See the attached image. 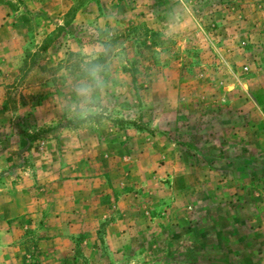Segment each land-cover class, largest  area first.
I'll return each mask as SVG.
<instances>
[{"label":"rangeland","instance_id":"1","mask_svg":"<svg viewBox=\"0 0 264 264\" xmlns=\"http://www.w3.org/2000/svg\"><path fill=\"white\" fill-rule=\"evenodd\" d=\"M111 112L69 109L83 27ZM0 264H264V0H0Z\"/></svg>","mask_w":264,"mask_h":264},{"label":"clouds","instance_id":"2","mask_svg":"<svg viewBox=\"0 0 264 264\" xmlns=\"http://www.w3.org/2000/svg\"><path fill=\"white\" fill-rule=\"evenodd\" d=\"M84 40L80 48L81 76L71 87L76 101L69 111L72 116L84 124L103 119L111 112V95L117 90L109 73L110 60L114 54L109 39L101 29L85 24Z\"/></svg>","mask_w":264,"mask_h":264},{"label":"crops","instance_id":"3","mask_svg":"<svg viewBox=\"0 0 264 264\" xmlns=\"http://www.w3.org/2000/svg\"><path fill=\"white\" fill-rule=\"evenodd\" d=\"M3 30L2 26H0V32Z\"/></svg>","mask_w":264,"mask_h":264}]
</instances>
